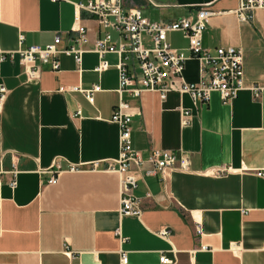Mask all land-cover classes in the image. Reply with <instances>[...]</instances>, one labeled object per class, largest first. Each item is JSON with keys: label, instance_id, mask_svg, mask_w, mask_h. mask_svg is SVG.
<instances>
[{"label": "crops", "instance_id": "obj_1", "mask_svg": "<svg viewBox=\"0 0 264 264\" xmlns=\"http://www.w3.org/2000/svg\"><path fill=\"white\" fill-rule=\"evenodd\" d=\"M86 1L0 0V86L6 89L0 107V264H121L122 252L126 264H161V253L171 260L166 264H264V177L256 175L264 170V8L239 22L238 0H123L150 20L193 16L201 6L212 10L202 45L211 52L240 48L244 85L230 102L217 91L194 104L174 92L164 100L153 91L124 95L132 147L142 159L154 148L188 157L185 169L162 174L145 172L147 162L142 171L131 166L141 212L124 215L118 211L121 176L104 170L118 154V127L110 121L119 100L118 55L107 53V67L96 71L94 52H84L79 67L59 54L58 71L41 64L39 78L29 80L18 53L52 42L55 34L64 43L76 23L88 28L83 46L90 48L97 23L83 11L75 18L74 3ZM167 40L187 52L180 32H169ZM182 76L187 82L201 78L198 59L187 58ZM94 84L101 90L93 103L70 89ZM253 85L260 88L257 98ZM180 105L191 111L186 126L179 124ZM95 160L96 170H66L69 162ZM53 162L61 171L50 185V174L39 170ZM220 166L230 169L214 174Z\"/></svg>", "mask_w": 264, "mask_h": 264}, {"label": "built area", "instance_id": "obj_2", "mask_svg": "<svg viewBox=\"0 0 264 264\" xmlns=\"http://www.w3.org/2000/svg\"><path fill=\"white\" fill-rule=\"evenodd\" d=\"M76 19H80V12L89 15L98 25L99 34L92 40L91 47L84 48L88 40V28L81 23H76L64 40L60 34H55L52 42L44 45H29L19 50V57L24 66V71L29 80L39 78L40 65L48 64L51 70L58 71L60 62L59 54L72 57L74 62L81 64L82 54L91 51L97 54L99 62L95 67L101 71L107 67L104 57L107 53L118 55L117 73L118 85L116 92L119 100L112 110L110 121L118 127V154L108 160L104 170L116 171L120 176L121 197L118 211L124 215H138L141 212V199L132 193L136 188L138 179L131 166H136L139 171L143 163L150 164L148 174H162L169 168L185 169L188 157L183 153H174L169 150L154 148L146 159H142L132 147L130 127V106L124 99L127 94L136 98L143 91L157 92L160 99L164 100L168 93L174 92L182 100L184 95L194 104L206 102L210 93L217 91L223 102L233 100L237 92L244 88L242 82V51L234 46H216L211 52L202 45V34L206 29L207 20L213 11L206 6L199 7L193 16L179 17L173 20H150L143 16L136 8L125 5L123 0H87L74 3ZM264 8V0H238L235 10L239 22L249 21L251 11ZM169 32H180L187 40V52L172 47L167 40ZM112 33L117 35L116 41ZM22 36H19V40ZM63 43V44H62ZM193 57L200 63L201 78L196 82H187L182 76V70L187 58ZM66 90L64 86L58 88ZM73 91L81 92L89 103L94 101V93L101 90L98 84L90 88L72 86ZM253 97L260 96V88L251 86ZM6 89L0 86V107L4 101ZM179 124L186 126L191 120V111L182 105L178 107ZM79 113V110L77 111ZM98 160L91 162L68 163L66 170L78 172L82 170H96ZM86 166V167H84ZM230 167L220 166L215 168L214 174H222ZM61 167L53 162L48 168L40 169L39 174H50L45 179L46 184H56ZM12 178L9 186H16L17 170L14 165L8 171ZM257 176L264 177V170H257ZM197 231L199 227H196ZM115 233L123 241L119 231ZM161 235L168 231L162 230ZM121 264H126L125 253L120 255ZM161 264L170 263L171 260L163 253L159 255Z\"/></svg>", "mask_w": 264, "mask_h": 264}]
</instances>
